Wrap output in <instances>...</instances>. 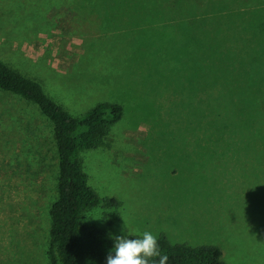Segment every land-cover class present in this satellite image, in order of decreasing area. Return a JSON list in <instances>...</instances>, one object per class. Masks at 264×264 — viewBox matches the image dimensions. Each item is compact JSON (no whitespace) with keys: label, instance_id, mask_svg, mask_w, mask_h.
I'll return each mask as SVG.
<instances>
[{"label":"rangeland","instance_id":"374dc122","mask_svg":"<svg viewBox=\"0 0 264 264\" xmlns=\"http://www.w3.org/2000/svg\"><path fill=\"white\" fill-rule=\"evenodd\" d=\"M244 5L233 51L237 36L218 39L212 22L232 25ZM251 21L264 28V0H0V61L72 116L122 107L108 145L79 152L101 199L83 222L264 264V126L262 143L249 128L251 100L264 112V36L262 63L250 60ZM57 176L51 121L0 90V264H46Z\"/></svg>","mask_w":264,"mask_h":264},{"label":"trees","instance_id":"16d2710c","mask_svg":"<svg viewBox=\"0 0 264 264\" xmlns=\"http://www.w3.org/2000/svg\"><path fill=\"white\" fill-rule=\"evenodd\" d=\"M245 7L242 10L233 7L228 9L239 16L232 25L225 24L222 20H213L212 28L216 29L218 39L226 35L237 36L243 31V27L239 24L243 21L240 20L242 19L240 15L250 10L249 6ZM249 24V28L244 31H248L247 43L249 37L254 39L248 50L252 54L250 60L262 63V44H259L258 40L260 41L262 35L264 36V28L261 21H251ZM236 38L239 41L241 35ZM239 43L233 47V51L238 46H242L244 50L243 44L240 41ZM220 55L223 56V53ZM201 57L203 62L209 64L206 62L208 58L202 55ZM219 60L220 57L216 56L217 64ZM259 79L261 84L258 87L259 92H255L262 95L263 100L264 79L261 74ZM254 88L249 89L250 94L251 89ZM0 90L33 102L52 123L58 158V176L56 198L48 209L46 264H106V257L113 245L109 233L82 221V213L100 203L101 199L87 183L79 152L108 145V132L121 117V105L116 102L101 101L84 114L72 116L44 92L39 82L22 75L2 61H0ZM249 106L250 141L262 143L264 112L257 111L259 103L253 100ZM102 201L105 204H116L112 198ZM157 237L162 254L168 256L166 264H225L220 248L215 245L190 246L185 243H171L163 235Z\"/></svg>","mask_w":264,"mask_h":264},{"label":"clouds","instance_id":"9594fccd","mask_svg":"<svg viewBox=\"0 0 264 264\" xmlns=\"http://www.w3.org/2000/svg\"><path fill=\"white\" fill-rule=\"evenodd\" d=\"M109 238L113 245L106 264H166L168 260V256L161 252L158 237L151 231L131 235L124 224L120 235L109 234Z\"/></svg>","mask_w":264,"mask_h":264}]
</instances>
